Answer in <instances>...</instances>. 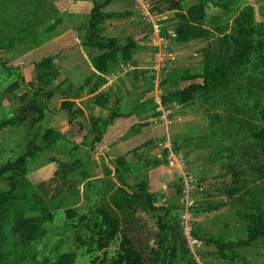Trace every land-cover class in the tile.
Segmentation results:
<instances>
[{"label":"rangeland","instance_id":"rangeland-1","mask_svg":"<svg viewBox=\"0 0 264 264\" xmlns=\"http://www.w3.org/2000/svg\"><path fill=\"white\" fill-rule=\"evenodd\" d=\"M94 4L105 17L94 33L131 37V53L87 46ZM146 5L158 35L142 20ZM160 36L171 43L154 69ZM0 58L23 65L22 77L0 67V167L43 149L16 186L2 255L115 264L121 239L98 262L101 203L142 264H164V213L119 180L170 211L172 264H264V237L249 235L264 228V0H185L180 11L168 0H0ZM23 80L46 92L49 107L32 102ZM64 102L82 111L74 141L86 148L64 139L45 148L71 131L57 113ZM9 181L0 179V192ZM31 225L39 229L25 245Z\"/></svg>","mask_w":264,"mask_h":264},{"label":"trees","instance_id":"trees-1","mask_svg":"<svg viewBox=\"0 0 264 264\" xmlns=\"http://www.w3.org/2000/svg\"><path fill=\"white\" fill-rule=\"evenodd\" d=\"M170 6L175 11L181 10V3L185 0H168ZM205 7L204 5H202ZM213 8H218L225 11V6H218L213 5ZM104 15L102 13V8L98 7L96 4L91 9L90 13V21L93 25V32L90 35L88 40L87 46L92 48H97L99 50L113 53V54H122L127 55L132 52L136 48L137 42L134 41L131 37L122 38L118 35L114 36H98L94 33V29L104 20ZM78 48V44L74 42L67 50L68 51H75ZM0 67L3 69H7L8 71H19L22 77V64H10L3 61L0 58ZM23 84H25L23 80ZM29 94L31 95L32 102L36 101L37 99L41 98L45 101L47 107H49V97L46 92L42 89H33L30 86L25 84ZM192 88H188L191 90ZM172 97L178 99L179 101H183V94L178 92L177 94L173 95ZM35 103V102H34ZM50 110V109H49ZM52 112V111H51ZM66 113L68 119V125L71 128V131L66 135L55 134L49 137V141H47V146L45 148H50L53 144H55L59 139H64L67 142L76 146V148H86L82 145L76 144L74 138L81 134L83 131L82 124L79 120V117L82 114L80 108H77L75 105L69 102L62 103L61 107L58 109L57 113ZM35 113L38 115L37 120H41L44 118L45 113L43 110L36 108ZM7 125H0V130L6 128ZM76 128L77 130L72 131V129ZM43 150V149H42ZM42 150L34 149L29 152L26 156L18 159L14 163L6 164L3 167H0V179L2 177L8 176L10 178V189L8 191L0 192V264H21L22 258H19L17 255L16 257L12 256H5L1 254V248L4 242V225L9 217L10 212L17 204V196L18 190L17 187H20L24 182V175L26 174V164L29 158L34 157L35 154L42 152ZM92 152L97 151L95 148L89 149ZM107 161H110L109 159ZM110 163V162H109ZM111 164V163H110ZM118 184L123 188L124 191L135 194L136 191L139 190L141 195L147 198V203L152 212H162L164 216L160 221V229L166 235L167 247L164 255V264H172L173 257L176 252V244L173 240L171 229L168 226V222L172 221L173 218L171 217L170 211L164 207L156 208L154 206V195L145 193L142 189L133 190L132 188L124 185L119 180H117ZM96 213L101 219L102 223V231L100 235V239L97 243V249L99 253V263L104 262L109 256L110 249L112 245L120 241V247L118 253L116 255V262L115 264H142L141 258L139 255L131 248L125 247L124 243L127 242V239L124 238L123 232L119 227L116 225L115 220H113L110 215L105 210L104 206L101 203H96ZM261 228V227H260ZM252 229L249 235H251L250 240H254L259 237H264V228L260 229ZM39 229L38 225H31L25 228L21 232V237L23 238V244L27 245L33 240L35 234ZM222 248H230L233 245H219ZM18 259V260H17ZM19 262V263H18ZM25 264V263H24ZM55 264H72V260L69 257H61Z\"/></svg>","mask_w":264,"mask_h":264},{"label":"built area","instance_id":"built-area-1","mask_svg":"<svg viewBox=\"0 0 264 264\" xmlns=\"http://www.w3.org/2000/svg\"><path fill=\"white\" fill-rule=\"evenodd\" d=\"M142 14V20L144 24L150 25L151 30L155 35L160 34V27L153 22L152 15L149 13L147 5L144 8L142 7ZM157 40L160 46V52L155 56V65L153 67L154 69L164 67V63L167 61L168 50L171 43L168 38L162 36H160Z\"/></svg>","mask_w":264,"mask_h":264},{"label":"crops","instance_id":"crops-1","mask_svg":"<svg viewBox=\"0 0 264 264\" xmlns=\"http://www.w3.org/2000/svg\"><path fill=\"white\" fill-rule=\"evenodd\" d=\"M90 13H91V10H90Z\"/></svg>","mask_w":264,"mask_h":264}]
</instances>
